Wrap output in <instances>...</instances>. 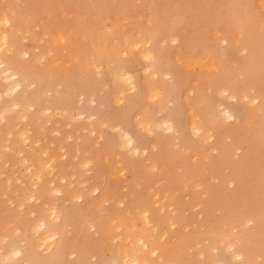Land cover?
<instances>
[{
    "label": "rangeland",
    "instance_id": "rangeland-1",
    "mask_svg": "<svg viewBox=\"0 0 264 264\" xmlns=\"http://www.w3.org/2000/svg\"><path fill=\"white\" fill-rule=\"evenodd\" d=\"M50 1L0 0V21L3 23L4 17L12 14L9 24L0 23V44L1 36L8 33L11 47L4 46V51L0 46V54L41 69L36 70L35 77L21 80V90L13 89V82L0 73V145H4L0 146V256L8 254L0 257V264H113L123 262L125 251L149 260L150 264H213L216 259L233 264L227 250L230 241L238 246H264V109L262 101L251 104L242 98L243 94L260 92L264 98V0ZM58 36L60 42L55 38ZM225 36L231 37V45L220 41ZM209 52L210 59H206ZM54 56L58 60H51ZM199 56L202 61L205 56V64L209 62L199 65L202 68L198 67L201 60L193 61ZM68 68H74L73 72ZM125 72L137 82L134 92L121 80ZM203 77L210 81L204 84ZM89 88L93 90L88 91ZM223 88L236 90L239 98L227 100L219 92ZM122 90L125 95L120 93ZM118 93L126 97L121 103ZM15 94L19 96L16 99ZM129 96L132 101L127 104ZM162 99L165 104L160 103ZM220 103L241 111L240 120L230 126L231 131L209 116V107ZM22 107L29 113L24 119L18 114ZM46 108L51 112L47 113ZM91 114L102 123L86 124L88 117L83 116ZM163 116L174 121L177 133L169 136L161 133V126H152ZM148 122L152 123L153 135L148 132ZM197 123L206 126L208 133L218 139L212 143L193 133L190 126ZM117 125L129 130L141 146L150 147V139L158 137L148 159H144L145 153L136 157L122 149V138L112 130ZM92 126L96 132L93 135L88 133ZM21 133L29 137L25 139ZM220 143L239 150L227 154L215 166L217 152L212 151V145L218 147ZM48 156L52 161H47L51 159ZM35 160H43L52 167ZM224 179H234L235 184ZM155 191L161 194H153ZM142 210H148L147 218ZM248 219L253 221L247 222ZM42 220L47 222L45 230L55 235L38 242L42 235L39 236L41 230L37 225ZM149 248H156V253H149ZM18 249L19 256L14 254ZM259 253L249 264H264L263 254Z\"/></svg>",
    "mask_w": 264,
    "mask_h": 264
},
{
    "label": "bare ground",
    "instance_id": "bare-ground-1",
    "mask_svg": "<svg viewBox=\"0 0 264 264\" xmlns=\"http://www.w3.org/2000/svg\"><path fill=\"white\" fill-rule=\"evenodd\" d=\"M3 1H5V0H3ZM7 1V0H6ZM52 1V0H51ZM50 1V2H51ZM65 1V0H64ZM68 1V0H67ZM69 1H71V0H69ZM92 1V0H91ZM113 1V0H112ZM131 1V0H130ZM149 1V0H148ZM147 1V2H148ZM151 1V0H150ZM254 1V0H253ZM28 2H29V0H28ZM41 2V1H40ZM49 2V3H50ZM66 2V1H65ZM94 2V1H93ZM115 2V1H114ZM113 2V3H114ZM118 2V1H117ZM138 2V1H137ZM141 2V1H140ZM263 2V1H262ZM20 3H23V2H20ZM91 3V2H90ZM119 3V2H118ZM131 3V2H130ZM133 3H134V1H133ZM132 3V4H133ZM15 4V3H14ZM58 4V3H57ZM263 4V3H262ZM261 4V5H262ZM82 5H83V3H82ZM94 5H95V3H94ZM264 5V4H263ZM262 5V6H263ZM60 6V5H59ZM99 6V5H98ZM104 6V5H103ZM130 6V5H129ZM132 6V5H131ZM101 7V6H100ZM136 7V6H135ZM10 8V7H9ZM95 8V7H94ZM114 8V7H113ZM128 8V7H127ZM148 8H150V7H148ZM6 9H7V7H6ZM6 9H4V10H6ZM16 9V8H15ZM36 9V8H35ZM83 9V8H82ZM96 9V8H95ZM106 9V8H105ZM131 9H133V8H131ZM145 9V8H144ZM162 9H163V7H162ZM13 10V9H12ZM62 10V9H61ZM116 10V9H115ZM124 10V9H123ZM123 10H120V12H122ZM15 11V10H14ZM14 11H12V12H14ZM19 11V10H18ZM20 11H21V9H20ZM79 11V10H78ZM83 11V10H82ZM92 11H94V10H92ZM97 11V10H96ZM107 11V10H106ZM117 11H119V10H117ZM250 11V10H249ZM9 12H10V10H9ZM11 12V13H12ZM61 12V11H60ZM63 12V11H62ZM61 12V13H62ZM90 12V11H89ZM124 12V11H123ZM1 13V12H0ZM131 13V12H130ZM145 13H147V12H145ZM152 13V12H151ZM23 14V13H22ZM73 13H71V15H72ZM98 14V13H97ZM12 15V14H11ZM11 15H9V16H11ZM5 16V15H4ZM9 16H8V18H9ZM24 16V15H23ZM41 16V15H40ZM48 16V15H47ZM46 16V17H47ZM140 16V15H139ZM153 15H151V17H152ZM6 17V16H5ZM4 17V24L6 25V24H9L10 23V20L8 19V18H5ZM17 17H19V15L17 16ZM67 16H65V18H66ZM93 17V16H92ZM114 17V16H113ZM142 17V16H141ZM255 17V16H254ZM64 18V17H63ZM102 18V17H101ZM131 18V17H130ZM154 18V17H153ZM13 19H14V16H13ZM20 19V18H19ZM27 19H29V18H27ZM98 19V18H97ZM125 19V17L123 18V20ZM134 19V18H133ZM138 19H140V18H138ZM2 20V19H1ZM21 20V19H20ZM31 20V19H30ZM53 20V19H52ZM59 20V19H58ZM136 20V19H135ZM40 21V20H39ZM42 21V20H41ZM46 21V20H45ZM106 21V20H105ZM115 21V20H114ZM162 21V20H161ZM164 21V20H163ZM43 22V21H42ZM53 22V21H52ZM56 22V21H55ZM69 22V21H68ZM107 22H108V20H107ZM158 22H160V21H158ZM0 23L3 25V23L0 21ZM49 23V22H48ZM93 23V22H92ZM111 23V22H110ZM122 23V22H121ZM124 23V22H123ZM179 23V22H178ZM12 24V23H11ZM26 24V23H25ZM41 24V23H40ZM71 24V23H70ZM105 24V23H104ZM118 24V23H117ZM131 24L132 23H130V25L129 26H131ZM163 24V23H162ZM261 24V23H260ZM119 25H120V23H119ZM135 25V24H134ZM137 25V24H136ZM141 25V24H140ZM257 25V24H256ZM4 26V25H3ZM37 26V25H36ZM35 26V27H36ZM43 26V25H42ZM79 26V25H78ZM100 26V25H99ZM98 26V27H99ZM116 26V25H115ZM118 26V25H117ZM13 27V26H12ZM23 27V26H22ZM80 27V26H79ZM114 27V26H113ZM146 27V26H145ZM239 27V26H238ZM13 28H15V27H13ZM21 28V27H20ZM82 28V27H81ZM111 28V27H110ZM123 28V27H122ZM131 28H133V27H131ZM235 28V27H234ZM233 28V29H234ZM12 29V28H11ZM26 29V28H25ZM37 29V28H36ZM45 28L43 27V30H44ZM114 29V28H113ZM125 29V28H124ZM167 29V28H166ZM1 30V29H0ZM22 30V29H21ZM89 30V29H88ZM98 30V29H97ZM105 30V29H104ZM103 30V31H104ZM107 30V29H106ZM110 31H111V29H109ZM136 30H138V29H136ZM180 30H182L181 28H180ZM213 30V29H212ZM226 30V29H225ZM239 30H241L240 28H239ZM259 30V29H258ZM36 31H38V30H36ZM125 31V30H124ZM139 31V30H138ZM13 32V31H12ZM17 32H18V30H17ZM32 32V31H31ZM35 32V31H34ZM59 32V31H58ZM97 32H99V31H97ZM106 32H108V30L106 31ZM114 32V31H113ZM193 32V31H192ZM209 32V31H208ZM6 33V32H5ZM96 33V32H95ZM117 33V32H116ZM150 33V32H149ZM240 33V32H239ZM258 33V32H257ZM45 34V33H44ZM105 34V33H104ZM151 34V33H150ZM172 34V33H171ZM208 34H210V33H208ZM222 34V33H221ZM250 34V33H249ZM249 34H245V35H248L249 36ZM9 34L7 33V35L6 34H3L2 36H1V41H2V43L0 44V46H2L1 48H3L4 46H6V49H7V47L8 48H11L10 47V39H9V36H8ZM15 35V34H14ZM25 35V34H24ZM30 35V34H29ZM37 35V34H36ZM138 35V34H137ZM164 35H166V34H164ZM163 35V36H164ZM241 35V34H240ZM19 36H22V34L20 35V33H19ZM18 36V37H19ZM82 36V35H81ZM90 36V35H89ZM109 36V35H108ZM128 36H130V35H128ZM128 36H126V37H128ZM215 36V35H214ZM238 36L239 35H237V37L236 38H238ZM16 37V36H15ZM22 37H24V36H22ZM42 37H45V36H43L42 35ZM61 37V36H60ZM59 36L58 37H55V38H60ZM64 37V36H63ZM67 37V36H66ZM101 37V36H100ZM132 37V36H131ZM160 37H162L161 35H160ZM178 37V36H177ZM205 37V36H204ZM220 37V36H219ZM83 38H85V36H83ZM87 38V37H86ZM91 38V37H90ZM110 38V37H109ZM125 38V37H124ZM123 38V39H124ZM171 38H173V37H171ZM176 38V37H175ZM174 38V39H175ZM234 38V37H233ZM242 38V37H241ZM13 39V38H12ZM40 39L41 38H39L38 40L40 41ZM65 39V38H64ZM81 39V38H80ZM177 39V38H176ZM210 40H211V38H209ZM16 40V39H15ZM15 40L13 41V43L15 42ZM46 40V39H45ZM59 40V39H58ZM73 40V39H72ZM77 40V39H76ZM136 40H138V39H136ZM163 40V39H162ZM161 40V41H162ZM78 41V40H77ZM149 41V40H148ZM165 41V40H164ZM177 41V40H176ZM208 41V40H207ZM221 42H223L225 45H231V37L229 38L228 36H225L222 40H220ZM59 42H60V40H59ZM104 42H107V40L106 41H104ZM171 42V41H170ZM215 42V41H214ZM235 42V41H234ZM238 42V41H237ZM241 42V41H240ZM239 42V43H240ZM54 43H56L55 41H54ZM68 43H69V41H68ZM98 43V42H97ZM120 43V42H119ZM119 43H117V44H119ZM123 43H126V39H124V42ZM135 43H137V42H135ZM135 43H134V46H135ZM139 43V42H138ZM137 43V44H138ZM164 43H166V42H164ZM172 43V42H171ZM236 43V42H235ZM246 43V42H245ZM12 44V43H11ZM18 44V43H17ZM57 44V43H56ZM92 44V43H91ZM104 44V43H103ZM102 44V45H103ZM114 44V43H113ZM116 44V45H117ZM129 44V43H128ZM142 44H143V42H142ZM160 44V43H159ZM243 44V43H242ZM246 44H248V43H246ZM64 45V44H63ZM72 45H74L73 43H72ZM71 45V46H72ZM75 45H76V43H75ZM78 45H81V44H78ZM130 45V44H129ZM132 45V44H131ZM139 45H140V43H139ZM146 45V44H145ZM218 45H220V43L218 44ZM13 46V45H12ZM77 46V45H76ZM128 46V45H127ZM176 46V45H175ZM17 47V46H16ZM63 47V46H62ZM64 47H66V46H64ZM96 47V46H95ZM94 47V48H95ZM193 47V46H192ZM212 47V46H211ZM211 47H210V49H211ZM245 47V46H244ZM255 47V46H254ZM0 48V49H1ZM49 48V47H48ZM48 48H47V50H48ZM68 48V47H67ZM70 48V47H69ZM93 48V49H94ZM109 48V47H108ZM136 48V47H135ZM186 48V47H185ZM194 48V47H193ZM247 48V47H246ZM36 49V48H35ZM140 49V48H139ZM151 49V48H150ZM157 49H159V48H157ZM201 49V48H200ZM20 50H22V49H20ZM39 50V49H38ZM59 50V49H58ZM65 49L63 48V51H64ZM95 50V49H94ZM153 50V49H152ZM160 50V49H159ZM203 50V49H202ZM212 50V49H211ZM211 50H208V51H211ZM216 50V49H215ZM219 50V49H218ZM223 50V49H222ZM239 50V49H238ZM241 50H244V48H242ZM2 51H3V49H2ZM4 51H5V47H4ZM7 51V50H6ZM8 51H9V49H8ZM18 50H16V52H17ZM40 51V50H39ZM38 51V52H39ZM44 51V50H43ZM61 51V50H60ZM79 51V50H78ZM82 51V50H81ZM173 51V50H172ZM220 51V50H219ZM21 52H24V51H21ZM148 52V51H147ZM205 52V51H204ZM4 53V52H3ZM10 53V52H9ZM13 53V52H12ZM26 53V52H25ZM48 53V52H47ZM63 53V52H62ZM77 53V52H76ZM86 53V52H85ZM148 53H150L151 55H152V53H151V51L150 52H148ZM59 54V53H58ZM61 54V53H60ZM131 54V53H130ZM180 54V53H179ZM221 54V53H220ZM235 54V53H234ZM18 55V54H17ZM16 55V56H17ZM20 55V57H21V54H19ZM18 55V56H19ZM36 55V54H35ZM34 55V56H35ZM42 55V54H41ZM41 55H40V58L39 59H42L43 60V58L42 57H44L45 55H42V57H41ZM47 55V54H46ZM50 55V54H49ZM48 55V56H49ZM62 55V54H61ZM150 55V56H151ZM184 55V54H183ZM191 55V54H190ZM193 55V54H192ZM207 55V54H206ZM209 55H210V52L208 53V56L206 57V59L209 57ZM224 55V54H223ZM230 55V54H229ZM241 55V54H240ZM246 55V54H245ZM124 56V55H123ZM146 56V55H145ZM144 56V57H145ZM186 56V55H185ZM8 57L10 58V56L8 55ZM19 57V58H20ZM39 57V56H38ZM55 57L56 56H54V57H51V60H58V58H56L55 59ZM75 57V56H74ZM172 57H173V54H172ZM200 57V56H199ZM198 57V58H199ZM205 57V56H204ZM202 58L203 59V61L201 60V57H200V59H198L197 57H196V60H195V58L193 59V61H197V60H201V61H198V67H200L199 65H202L204 62H205V58ZM231 57V56H230ZM254 57V56H253ZM12 58H14V60H10V59H7L4 55H2V54H0V73L1 74H4L5 76V79L6 80H10V81H12L13 82V89H22L23 88V85L21 84V80L23 79V78H28V77H35V72H38V71H41V69H39V68H37V69H35L34 68V66L32 67L31 65H28V63L27 62H24V61H20L17 57H12ZM54 58V59H53ZM147 59H148V57H146ZM153 58V57H152ZM152 58H151V60H152ZM170 58V57H169ZM16 59V60H15ZM45 59V58H44ZM74 61H76V59H74V58H72ZM209 59H210V57H209ZM248 59H250V58H248ZM256 59V58H255ZM149 60V59H148ZM165 60V59H164ZM218 60V59H217ZM253 60V59H252ZM36 61H37V59H36ZM41 61V60H40ZM70 60H68V62H69ZM155 61V60H154ZM162 61V60H161ZM174 61V60H173ZM190 61H191V59L189 60V63H190ZM206 61H208V60H206ZM212 61V60H211ZM57 62V61H56ZM60 62V61H59ZM78 62H79V60H78ZM151 62V61H150ZM153 62V61H152ZM156 62V61H155ZM155 62H153V64L155 63ZM200 62V63H199ZM217 61H215V63H216ZM243 62V61H242ZM41 63H42V61H41ZM47 63H50L49 61L47 62ZM69 63H72L71 61L69 62ZM69 63H64V64H69ZM75 63V62H74ZM77 63V62H76ZM194 63H196L197 64V62H194ZM209 62H207V64H208ZM210 63H212V62H210ZM214 63V62H213ZM231 63V62H230ZM250 63V62H249ZM38 64L40 65V63L38 62ZM38 64H37V66H38ZM43 64V63H42ZM50 64H53L52 62L50 63ZM55 64V63H54ZM58 64V63H57ZM73 64V63H72ZM85 64V63H84ZM170 64V63H169ZM187 64V65H186ZM185 65H186V67H189L188 66V62L186 63ZM192 64H193V62H192ZM191 64V65H192ZM207 64H203V65H207ZM217 64V63H216ZM220 64V63H219ZM263 64V63H262ZM210 65V64H209ZM209 65H208V67H209ZM213 65V64H212ZM215 65V64H214ZM214 65H213V67H214ZM238 65V64H237ZM243 65H245V64H243ZM264 65V64H263ZM55 66V65H54ZM68 66V65H67ZM76 66V65H75ZM80 66V65H79ZM92 66V65H91ZM156 66V65H155ZM217 65H215V67H216ZM219 66V65H218ZM234 66V65H233ZM61 67V66H60ZM87 67V66H86ZM157 67V66H156ZM159 67L160 66H158V69H159ZM163 67H164V65H163ZM166 67V66H165ZM168 67V66H167ZM208 67H204V68H208ZM222 67V66H221ZM263 67V66H262ZM70 68V67H69ZM68 68V69H69ZM151 68H154L153 66L151 67ZM193 68V67H192ZM200 68H202V67H200ZM199 68V69H200ZM210 68V67H209ZM218 68L219 67H217V70H218ZM245 68V67H244ZM260 68V67H259ZM61 69V68H60ZM65 69V68H64ZM72 69H74V68H72ZM72 69H69V70H72ZM79 69H80V67H79ZM93 69V68H92ZM148 69V68H147ZM150 69V68H149ZM211 69V68H210ZM213 69V68H212ZM234 69V68H233ZM253 69V68H252ZM36 70H38V71H36ZM66 70V69H65ZM68 70V71H69ZM77 70V69H76ZM100 70V69H99ZM164 70V69H163ZM208 70V69H207ZM224 70V69H223ZM62 71V70H61ZM213 71V70H212ZM229 71V70H228ZM233 71V70H232ZM238 71V70H237ZM245 70H243V72H244ZM256 71V70H255ZM260 71V70H259ZM66 72V71H65ZM72 72H73V70H72ZM155 72V71H154ZM154 72H152V74L154 73ZM214 72H216V70L214 71ZM214 72H212L213 74H215ZM41 74H45V72H40ZM49 73V72H48ZM51 73H52V71H51ZM97 73H98V71H97ZM126 73V72H125ZM149 74L151 73V72H148ZM210 73V72H209ZM233 73V72H232ZM237 73V72H236ZM245 73V72H244ZM76 74V73H75ZM148 74V75H149ZM197 74V73H196ZM230 74H231V72H230ZM260 74V73H259ZM49 75H50V73H49ZM97 75V74H96ZM166 75V74H165ZM165 75H164V77H165ZM168 75V74H167ZM63 76V75H62ZM65 76H67V75H65ZM65 76H64V79H65ZM154 76V75H153ZM183 76V75H182ZM238 76V75H237ZM56 77H57V75H56ZM81 77V76H80ZM86 77V76H85ZM148 77H150V75L148 76ZM184 77V76H183ZM182 77V78H183ZM240 77V76H239ZM58 78V77H57ZM121 78V77H120ZM119 78V79H120ZM154 78V77H153ZM166 78V77H165ZM182 78H180L181 80H182ZM82 79H84V77L82 78ZM123 79V80H122ZM150 79H152V78H150ZM197 79H199L198 77H197ZM196 79V80H197ZM206 79L208 80L209 78H207L206 77ZM220 79V78H219ZM226 79V78H225ZM81 80V79H80ZM121 80L122 81H124L125 83H127L126 85L129 87V90H130V92H134L136 89H137V82L135 81V79L132 77V75H130L129 73L127 74H124L123 73V75H122V78H121ZM142 80H143V78H142ZM195 80V81H196ZM207 80H204V77H203V79H202V81H204L203 83L205 84V82L207 81ZM231 80V79H230ZM235 80V79H234ZM65 81V80H64ZM63 81V82H64ZM78 81V80H77ZM83 81V80H82ZM94 81V80H93ZM158 81V80H157ZM163 81V80H162ZM170 81H172V80H170ZM169 81V82H170ZM179 81V80H178ZM199 81H201L200 79L199 80H197V82L198 83H200ZM210 81V79L208 80V82ZM233 81V80H232ZM231 81V82H232ZM255 81V80H254ZM81 82V81H80ZM144 82V81H143ZM184 82V81H183ZM212 82H214V81H212ZM218 82V81H217ZM219 82H220V80H219ZM225 82V81H224ZM234 82V81H233ZM82 83V82H81ZM85 83V82H84ZM90 83V82H89ZM88 83V84H89ZM186 83V82H185ZM197 83V84H198ZM215 83V82H214ZM235 83V82H234ZM259 83V82H258ZM87 84V85H88ZM164 84H166L165 82H164ZM176 84V83H175ZM184 84V83H183ZM195 84V83H194ZM193 84V85H194ZM206 84H207V82H206ZM260 84V83H259ZM67 85V84H66ZM95 85H98V84H94V86ZM125 85V86H126ZM168 85V84H167ZM188 85V84H187ZM230 85H232V84H230ZM229 85V86H230ZM250 85V84H249ZM117 86V85H116ZM126 86V87H127ZM155 86V85H154ZM171 86V85H170ZM174 86V85H173ZM222 86V85H221ZM228 86V87H229ZM76 87V86H75ZM114 87V86H113ZM182 87V86H181ZM197 86H195V88H196ZM220 87V86H219ZM117 88V87H116ZM150 88H151V85H150ZM169 88V87H168ZM172 88V87H171ZM207 88V87H206ZM246 88V87H245ZM210 89V88H209ZM208 89V90H209ZM212 89V88H211ZM241 89V88H240ZM243 89V88H242ZM90 90H93L92 88H89L88 89V91H90ZM119 90V89H118ZM141 90V89H140ZM155 90V89H154ZM156 90H158V89H156ZM155 90V92H157ZM191 92H192V90L191 89H189ZM188 90V91H189ZM207 90V91H208ZM107 91V90H106ZM120 91V90H119ZM190 91H189V93H190ZM201 91V90H200ZM199 91V92H200ZM210 91V90H209ZM222 92L223 94H222V96H224L225 95V97L227 96V100H229V99H232V100H237L238 98H239V93L236 91V90H234V89H230V88H223V89H221V90H219V92ZM249 91V90H248ZM111 92V91H110ZM117 92V91H116ZM115 92V93H116ZM128 92V91H127ZM160 92V91H159ZM166 92V91H165ZM169 92V91H168ZM167 92V93H168ZM218 92V93H219ZM220 92V93H221ZM93 93V92H92ZM114 93V94H115ZM121 94L123 93L124 94V92H123V90H122V92H120ZM120 93H118L119 94V96H120ZM158 93V92H157ZM161 93V92H160ZM250 93V92H249ZM91 94V93H90ZM153 94H155V93H153ZM186 94V93H185ZM184 94V95H185ZM194 94H196V89H195V92H194ZM206 94H208V92L206 93ZM241 94V93H240ZM248 94V93H247ZM247 94H243L242 95V98H243V100L244 99H246L245 101H249L251 104H257V103H259V101H262V103L260 104L261 106H263V109H264V102H263V99L264 98H262V94H261V92H260V94H253V95H247ZM16 95V94H15ZM125 95V94H124ZM156 95V94H155ZM161 95V94H160ZM159 95V96H160ZM187 95H188V93L185 95L186 97H187ZM216 95V94H215ZM218 95V94H217ZM220 95V94H219ZM18 95H16L15 96V98L14 99H16V97H17ZM131 96V95H130ZM129 96V98L127 99L128 100V103L127 104H129L131 101H132V98ZM157 96V95H156ZM155 96V97H156ZM165 96V95H164ZM164 96H162V97H164ZM19 97V96H18ZM94 97V96H93ZM118 97V96H117ZM116 97V98H117ZM148 95H147V98L146 99H148ZM167 97V96H166ZM186 97H183V98H186ZM195 97L196 98H198L196 95H195ZM208 97V96H207ZM264 97V96H263ZM125 98L126 97H123L122 95L119 97V98H117L118 99V101L121 103V102H123V100H125ZM168 98V97H167ZM175 98V97H174ZM202 98V97H201ZM241 98V99H242ZM117 99H114L115 100V102H116V104H118L117 102L118 101H116ZM200 99V98H199ZM209 99V98H208ZM92 100V99H91ZM96 100H97V98H95V99H93V102H94V104L96 103ZM158 100V99H157ZM201 100H203V99H201ZM201 100H200V102H198L199 104H201ZM169 102V101H168ZM183 102V101H182ZM204 102V101H203ZM248 102V103H249ZM111 103H112V101H111ZM113 103H114V101H113ZM153 103V102H152ZM160 103L161 104H165V100L164 99H162L161 101H160ZM170 103V102H169ZM171 103H172V101H171ZM213 103H214V101H213ZM247 103V104H248ZM203 104V103H202ZM250 104V105H251ZM119 105V104H118ZM121 105V104H120ZM158 105V104H157ZM128 106V105H127ZM135 105H133V107H134ZM162 106V105H161ZM164 106H166V105H164ZM168 106V105H167ZM204 105H202V107H203ZM143 107V106H142ZM149 107V106H148ZM169 107V106H168ZM188 107H190V105L188 106ZM194 107V106H193ZM208 107V106H207ZM122 108H127V107H122ZM205 107H203V109H204ZM27 109V108H26ZM141 109V108H140ZM150 109V108H149ZM192 109V108H191ZM193 110V109H192ZM206 110V109H205ZM258 110H259V107H258ZM45 111H47V113L48 112H51L50 111V108H46L45 109ZM113 111V110H112ZM148 111V110H147ZM151 112H154V111H152V110H150ZM189 111H191V110H189ZM28 112V110L26 111L25 110V108L24 107H22V109L20 110V112H18V114H20V117L22 118V119H24V118H27V114H29V113H27ZM37 112H40V111H37ZM201 112V111H200ZM199 112V113H200ZM204 112V111H203ZM129 113V112H128ZM160 113V112H159ZM165 113V112H164ZM196 113V112H195ZM202 113V112H201ZM209 116H211L212 117V119H213V121H215L218 125H220V126H222V127H224V129H226V130H228V131H231L229 128H230V126H233V123H235V122H237L238 120H240L239 118L241 117V111L240 110H238L236 107H234V106H232V105H230V104H226V103H220L218 106H216V107H212V106H210L209 107ZM261 114H262V112H260ZM31 114V113H30ZM40 114V113H39ZM54 114V113H53ZM110 114V113H109ZM162 114V113H161ZM205 114V113H204ZM257 114V113H256ZM38 115V114H37ZM50 115V114H49ZM99 115V114H98ZM132 115V114H131ZM166 115H168V114H166ZM205 115H207V114H205ZM32 116V115H31ZM95 115H93V114H91V115H85V117L83 116V118H86V117H88L87 118V122H86V124H89V125H94V124H96V123H99V122H101V120H100V118H98L97 116H95ZM107 116V115H106ZM153 116V115H152ZM196 116H197V113L195 114V118H196ZM203 116V115H202ZM208 116V117H209ZM251 116V115H250ZM19 117V116H18ZM18 117H15V118H18ZM19 117V118H20ZM30 117V116H29ZM51 117V116H50ZM158 117H159V115H158ZM194 117V116H193ZM198 117V116H197ZM252 117V116H251ZM255 117V116H254ZM18 118V119H19ZM20 118V119H21ZM107 118V117H106ZM130 118V117H129ZM140 118H142V117H140ZM139 118V119H140ZM249 118V117H248ZM21 119V120H22ZM50 119V118H49ZM135 119H136V116H135ZM139 119H138V121H139ZM194 119V118H193ZM192 119V120H193ZM36 120V119H35ZM48 120V119H47ZM130 120V119H129ZM137 120V119H136ZM149 119H147V120H145V122H147ZM202 120V119H201ZM209 120V119H208ZM250 120V119H249ZM16 121H18L17 119H16ZM153 121V120H152ZM151 121V122H152ZM197 121H199V119H197ZM20 121H18L17 123H19ZM47 122V121H46ZM104 123L106 122V121H103ZM135 122V121H134ZM205 122V121H204ZM243 122V121H242ZM262 122V121H261ZM21 123V122H20ZM102 123V122H101ZM101 123H100V125H101ZM107 123V122H106ZM138 123H140V122H138ZM137 123V124H138ZM143 123V125H146V124H144V121L142 122ZM215 123V124H216ZM120 124V123H119ZM151 124L152 123H149L148 122V126H147V128H148V132L151 134V135H153V133H154V131H153V129L151 128L152 126H161V128H162V132L161 133H168V135L169 136H171V135H173L174 133H177V128H176V125H175V123H174V121L171 119V118H168V117H166V116H163V117H160L159 119H157V121H156V123H155V125H152L151 126ZM199 124V125H198ZM203 124V123H202ZM208 124V123H207ZM236 124H238V123H236ZM252 124V123H251ZM10 125V124H9ZM17 125V124H16ZM88 125V126H89ZM139 125H141V128H143L144 126H142V124L140 123ZM139 125H136V126H139ZM11 126V125H10ZM18 126V125H17ZM101 126H103V124L101 125ZM151 126V127H150ZM259 126V125H258ZM99 128H100V126H98ZM104 127H105V125H104ZM114 127V126H113ZM155 127V128H156ZM206 126H203V125H200V123H197L196 125L194 124V125H191L190 126V128H191V130H192V132L193 133H197V136L199 135V137H205L206 139H207V141H211L212 143L214 142V140L216 139H218L217 137H214V135L212 134V133H208V131L209 130H207L206 128H205ZM213 127V126H212ZM216 127V126H215ZM248 127V126H247ZM264 127V126H263ZM6 128V127H5ZM18 127H16V129H17ZM42 128V127H41ZM88 128V127H87ZM90 128V127H89ZM107 128H109V127H107ZM135 128H138V127H135ZM159 129H160V127H158ZM27 129V128H26ZM101 129V128H100ZM112 129V128H111ZM143 129H145V128H143ZM142 129V130H143ZM112 130H114V132H116L117 134H118V136H120V138H122V141L123 142H121L124 146H122V145H120L119 147H123L122 149H124V148H126L127 150H128V152L130 151L131 153H134L135 155L134 156H136L137 157V155L136 154H140V155H142V153H145V156H144V159H148L149 157H148V153H149V150H150V148L151 147H156L157 146V138H152V139H150V141H149V144L150 143H152L151 144V146L150 147H148V146H141L137 141H136V138L134 137V135L129 131V130H127V129H125V127L123 128L122 126H120V125H117L116 127H114V129H112ZM147 130V129H146ZM157 130V129H156ZM190 130V131H191ZM99 131V130H98ZM143 131H145V130H143ZM6 132H8V131H6ZM11 132H12V130H11ZM28 132V131H27ZM146 132V131H145ZM192 132H190V133H192ZM249 132V131H248ZM23 133V132H22ZM21 133V135H23V134H25V132L22 134ZM55 133H56V130H55ZM54 133V134H55ZM88 133L89 134H95L96 132H95V129H94V127L92 126V129H90V130H88ZM148 133V134H149ZM192 133V134H193ZM223 133H224V131H223ZM79 134V133H78ZM99 134V133H98ZM149 134V135H150ZM215 134V133H214ZM27 136V135H26ZM26 136H22L23 138L25 137V139L26 138H28V137H26ZM96 136H97V134H96ZM157 136V135H156ZM167 136V135H166ZM169 136H168V138H169ZM178 136V135H177ZM243 136H245V135H243ZM98 138H101V136L100 135H98L97 136ZM152 137V136H151ZM179 137V136H178ZM239 138V137H238ZM16 139V138H15ZM24 139V140H25ZM119 138H117V140H118ZM202 139V138H201ZM206 139H205V141H206ZM19 140V139H18ZM20 140H22V139H20ZM23 140V141H24ZM66 140V139H65ZM120 140V139H119ZM162 140H163V137H162ZM203 141H204V139H202ZM28 140H25V142H27ZM53 141V140H52ZM228 141V140H227ZM22 142V141H21ZM114 142V141H113ZM120 142H119V144H120ZM228 142H230V141H228ZM20 143V142H19ZM51 143V142H50ZM176 143V142H175ZM11 144V143H10ZM37 144V143H36ZM94 144V143H93ZM114 144V143H113ZM112 144V145H113ZM177 144V143H176ZM199 144H202V143H200L199 142ZM24 145V144H23ZM160 145V144H159ZM170 147H171V145L170 144H168ZM204 145H205V143H204ZM1 147L2 146H4L3 144L2 145H0ZM6 146V145H5ZM26 146V145H25ZM111 146V145H110ZM213 146V148H212V151L214 150L215 152H217V159L213 162V165H215V166H219L221 163H222V161L224 160V158L227 156V154H229V153H236V151L237 150H239V148L237 147V148H235L234 150L231 148V149H229V148H227L226 146H223L222 145V143H220V146H218V147H216V146H214V145H212ZM33 147V146H32ZM59 147V146H58ZM118 147V148H119ZM202 147V146H201ZM30 148V147H29ZM43 148V147H42ZM61 148V147H60ZM108 148V147H107ZM169 148V147H168ZM8 149H10V148H8ZM23 149V148H22ZM31 149V148H30ZM64 149V148H63ZM111 149V148H110ZM202 149V148H201ZM33 150V149H32ZM43 150V149H42ZM78 150V149H77ZM210 150V149H209ZM209 150H208V154H210L209 153ZM20 151V150H19ZM28 151H30V150H28ZM45 151H46V149H45ZM111 151V150H110ZM181 151V150H180ZM21 152V151H20ZM23 152V151H22ZM32 152V151H31ZM33 152H34V150H33ZM62 152V151H61ZM127 152V153H128ZM186 152V151H185ZM39 153H40V151H39ZM43 153V152H42ZM47 153V152H46ZM158 153V152H157ZM238 153V152H237ZM19 154V153H18ZM41 154V153H40ZM61 154H64V153H61ZM65 154H66V152H65ZM32 155V154H31ZM30 155V156H31ZM44 155H45V153H44ZM47 155H49V153H47ZM96 155V154H95ZM106 155V154H105ZM104 155V156H105ZM132 155V154H131ZM205 155H207V154H205ZM62 156V155H61ZM143 156V155H142ZM235 156V155H234ZM22 157V156H21ZM42 157V156H41ZM47 157V156H46ZM49 157V156H48ZM59 157H60V155H59ZM58 157V158H59ZM64 157V156H63ZM63 157H61V158H63ZM66 157V156H65ZM114 157V156H113ZM185 157V156H184ZM232 157V156H231ZM23 158V157H22ZM51 158V159H50ZM141 158V157H140ZM206 158V157H205ZM19 159V158H18ZM24 159V158H23ZM33 159V158H32ZM35 159V158H34ZM46 159V158H45ZM49 159L50 160H47L48 162H50V161H52V157H49ZM154 159H155V157H154ZM193 159V158H192ZM22 160V159H21ZM30 160V159H29ZM28 160V161H29ZM190 160V159H189ZM188 160V161H189ZM200 160V159H199ZM205 160V159H204ZM231 160V159H230ZM18 161V160H17ZM25 161V160H24ZM31 161V160H30ZM36 161V160H35ZM38 161V160H37ZM36 161V162H37ZM40 161V160H39ZM38 161V162H39ZM46 161V160H45ZM131 161V160H130ZM145 161V160H144ZM155 161H157V160H155ZM191 161V160H190ZM16 162V161H15ZM40 162H43L42 164L43 165H46L47 164V162L45 163L43 160L42 161H40ZM54 162V161H53ZM87 162V161H86ZM133 162V161H132ZM148 162V161H147ZM5 164H6V162H4ZM20 163V162H19ZM25 163V162H24ZM118 163V162H117ZM3 164V163H2ZM32 164V163H31ZM37 164V163H36ZM84 164V163H83ZM120 164V163H119ZM150 164V163H149ZM193 164H195V163H193ZM205 164V163H204ZM22 165V164H21ZM38 165H41V164H38ZM51 165V164H50ZM49 164L48 165H46V166H50ZM88 165V164H87ZM121 165V164H120ZM131 165V164H130ZM190 165V164H189ZM16 166V165H15ZM45 166V167H46ZM114 166H115V164H114ZM160 166V165H159ZM5 167H6V165H5ZM31 167H32V165H31ZM44 167V166H43ZM44 167V168H45ZM50 167H52V166H50ZM54 167V166H53ZM83 167V166H82ZM161 167V166H160ZM159 167V170L162 168H160ZM191 167V166H190ZM206 167V166H205ZM1 169H2V167H0ZM7 168V167H6ZM29 168V167H28ZM41 168H42V166H41ZM49 168V167H48ZM113 168V167H112ZM157 168V167H156ZM155 168V169H156ZM201 168V167H200ZM204 168V167H203ZM223 168V167H222ZM158 169V168H157ZM187 169V168H186ZM202 169V168H201ZM217 169V168H216ZM38 170V169H37ZM37 170H35V171H37ZM42 170H44V169H42ZM50 170V169H49ZM53 170V169H52ZM51 170V171H52ZM145 170V169H144ZM223 170V169H222ZM48 171V170H47ZM2 171H0V173H1ZM37 173H39V172H37ZM47 173H49V172H47ZM122 173V172H121ZM41 174H42V171H41ZM1 175V174H0ZM39 175V174H38ZM43 175V174H42ZM49 174H47V176H48ZM171 175H172V173H171ZM192 175H195V174H192ZM216 175V174H215ZM3 176V175H2ZM5 176V175H4ZM9 176V175H8ZM11 176V175H10ZM204 176V175H203ZM36 177H37V175H36ZM40 177V176H39ZM49 177H51V176H49ZM192 177V176H191ZM208 177V176H207ZM264 177V176H263ZM38 178V177H37ZM58 178V177H57ZM62 178V177H61ZM185 178V177H184ZM6 179V178H5ZM7 179H8V177H7ZM10 179V178H9ZM39 179V178H38ZM168 179V178H167ZM209 179V178H208ZM1 180H2V178H1ZM60 180V179H59ZM191 180V179H190ZM201 180V179H200ZM225 180V182H229L230 184H235V181H234V179H224ZM216 181V180H215ZM40 182V181H39ZM42 182V181H41ZM44 182V184H46L45 183V181H43ZM7 184V182H4V184ZM229 183L228 184H226V185H229ZM201 184V183H200ZM203 184V183H202ZM47 185V184H46ZM138 185V184H137ZM185 185V184H184ZM194 185H195V187L197 186L195 183H194ZM194 185H192V186H194ZM199 185V184H198ZM6 186V185H5ZM4 186V187H5ZM159 186V185H158ZM1 187V186H0ZM44 187V186H43ZM200 187V186H199ZM2 188H3V186H2ZM127 188V187H126ZM4 189V188H3ZM5 189H7V188H5ZM10 189V188H9ZM96 189V188H95ZM98 190V189H97ZM122 190V189H121ZM152 190V189H151ZM5 191V190H4ZM156 191H158V190H156ZM155 191V193H153V194H156V193H159V192H156ZM3 192V190L1 191V193ZM7 192V191H6ZM61 192V191H60ZM163 192V191H162ZM207 192V191H206ZM59 193V192H58ZM234 193V192H233ZM3 194H5V193H3ZM159 194H161V193H159ZM157 195V194H156ZM164 195H166V194H164ZM14 197V196H13ZM29 197V196H28ZM75 197V196H74ZM153 197H155V196H153ZM2 198V197H1ZM13 199V198H12ZM2 200H4V199H2ZM5 201V200H4ZM158 201V200H157ZM125 202V201H124ZM5 203V202H4ZM117 203V202H116ZM160 203V202H159ZM20 204V203H19ZM264 204V203H263ZM2 205H4V204H2ZM6 205V204H5ZM195 205H198V204H195ZM260 205V204H259ZM7 206V205H6ZM16 206V205H15ZM22 206H23V203H22ZM151 206V205H150ZM164 207V206H163ZM194 207V206H193ZM196 207V206H195ZM12 208V207H11ZM170 208V207H169ZM18 210H20L19 209V207L17 208ZM16 209V210H17ZM216 209V208H215ZM163 210V209H162ZM262 210V209H261ZM264 210V209H263ZM25 211V210H24ZM31 211V210H30ZM22 212V211H21ZM20 212V213H21ZM203 212V211H202ZM262 212V211H261ZM27 213V212H26ZM30 213H32L33 214V212H30ZM142 213H143V216L145 217V218H147L148 217V210H142ZM173 213V212H172ZM200 213V212H199ZM22 214V213H21ZM32 214L30 215V216H32ZM259 214H260V212H259ZM27 215H29V214H27ZM260 216V215H259ZM26 217H28V216H26ZM143 217V218H144ZM261 217V216H260ZM259 217V218H260ZM209 218V217H208ZM249 218V217H248ZM41 219H43V218H41ZM57 219H59V217H57ZM238 219V218H237ZM229 220H231V219H229ZM244 220V219H243ZM252 219H248L247 220V222H250ZM211 221V220H210ZM214 221V220H213ZM241 221V220H240ZM253 221V220H252ZM215 222V221H214ZM228 222V221H227ZM9 223V222H8ZM35 223V222H34ZM46 221H44V220H42V221H40L39 222V224L37 225V228L39 229V230H41V234L39 235V236H41L42 235V237L40 238L39 237V239H38V242L39 241H41V240H47V239H53L54 238V235L55 234H49V232L47 231V230H45V228L47 227L46 226ZM215 223H217V222H215ZM236 223V222H235ZM246 223V222H245ZM244 223V224H245ZM6 224V223H5ZM11 224V223H10ZM29 224H31V223H29ZM147 224V223H146ZM237 224V223H236ZM244 226V225H243ZM261 226H263V224L261 225ZM4 228V227H3ZM183 228V227H182ZM17 229V228H16ZM255 229V228H254ZM257 229V228H256ZM23 230V229H22ZM38 230V231H39ZM52 230V229H51ZM54 230V229H53ZM242 230V229H241ZM50 231V230H49ZM231 231V230H230ZM11 232H13V231H11ZM3 234V233H2ZM256 235V234H255ZM244 236H245V234H244ZM264 236V235H263ZM3 238V237H2ZM264 238V237H263ZM41 239V240H40ZM35 241V240H34ZM42 241V242H43ZM44 241V242H45ZM50 241V240H49ZM48 241V242H49ZM221 241V240H220ZM42 242H40V243H42ZM48 242H46L47 244H48ZM46 243H44V244H46ZM51 243V242H50ZM264 243V242H263ZM38 244V243H37ZM44 244L43 245H41V246H44ZM37 246V245H36ZM46 246V245H45ZM226 248V247H225ZM254 249H256V251H257V253H256V251L254 250ZM19 250V249H18ZM34 250V249H33ZM45 250V249H44ZM118 250V249H117ZM227 250L230 252L229 253V256H230V261L231 262H233V264H249L250 263V261L251 260H253L254 259V257H257V255H258V253L260 252L261 254H263V257H264V246H253V245H250V244H246V243H244L242 246H238V244H236L235 243V241H230L229 243H228V245H227ZM14 251V250H13ZM12 251V252H13ZM156 251V248H149L148 249V252L149 253H151V254H154V253H156L155 252ZM11 252V253H12ZM123 252V251H122ZM259 253V254H260ZM6 254V253H5ZM2 254L1 256H6V255H8V254ZM14 254L15 255H17V256H19V255H21V252H20V250L19 251H17V250H15V252H14ZM138 254H139V252H138ZM119 255V254H118ZM122 255H124V256H122L123 257V262H119V261H115L113 264H150L149 263V260H147V259H143V258H139V257H137L136 255H134V254H132V256H131V254L129 255V252L127 251H125V254H123L122 253ZM0 256V257H1ZM12 256H14V255H12ZM120 256V255H119ZM9 258V257H8ZM120 258H121V256H120ZM118 259V258H117ZM120 260V259H119ZM159 260H161V259H159ZM213 264H231L230 262H226V261H224V260H220V259H216V260H214L213 261ZM261 264H263V263H261Z\"/></svg>",
    "mask_w": 264,
    "mask_h": 264
}]
</instances>
